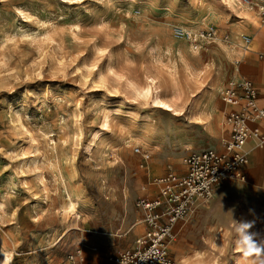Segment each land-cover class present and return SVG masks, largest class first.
Listing matches in <instances>:
<instances>
[{"label": "rangeland", "instance_id": "1", "mask_svg": "<svg viewBox=\"0 0 264 264\" xmlns=\"http://www.w3.org/2000/svg\"><path fill=\"white\" fill-rule=\"evenodd\" d=\"M261 4L0 0V253L10 251L11 264H64L87 233L106 234L116 247L108 226L130 181L140 189L147 173L158 179L189 154L217 149L230 83L221 87L217 65L230 68L233 51L218 35L258 24ZM211 28L216 40L194 41ZM149 77L162 82L165 97L175 90L183 115L135 95ZM65 189L79 201V219L61 215ZM202 207L186 220L196 221ZM234 227L191 241L182 264H231ZM175 236L174 229L171 252ZM117 238L123 247L125 233Z\"/></svg>", "mask_w": 264, "mask_h": 264}, {"label": "crops", "instance_id": "2", "mask_svg": "<svg viewBox=\"0 0 264 264\" xmlns=\"http://www.w3.org/2000/svg\"><path fill=\"white\" fill-rule=\"evenodd\" d=\"M242 25L244 26L242 32L229 35V37L225 34L218 35L222 43H227L229 38V44L233 46V51L229 52L231 66L227 69L219 62L217 65L218 78L221 87L229 82L250 81L257 92L256 104L259 108L264 109V23L258 21L257 24L248 20ZM224 36L227 38L226 41L222 40ZM245 38L249 39L247 46L244 42ZM233 58H235L234 62L232 61ZM236 61H239L238 65L235 64ZM224 105L223 117L230 111L238 109L234 106ZM223 125L225 131L217 149L210 148L218 153L223 152L222 141L229 136V129L225 123ZM253 128L264 131V123H257L253 125ZM243 154L247 158V164L242 168L244 181L228 180L222 182L214 190L213 202L211 205L204 204L196 221L191 223L186 220V217L177 223L179 227H174L176 233V239L173 243L175 252H171L169 248L168 252L175 264H182V258H191V241L199 240L200 236L208 238L216 236L218 232L226 235V226L231 224L234 226L240 218L246 220L244 224L250 225L248 233L254 237V241L257 244L264 242V146L259 147L255 140H249L243 147ZM174 169L173 174L182 176L186 172V165L185 163L184 165L178 163ZM147 174L146 182L141 185L140 189L134 188L130 181L127 201L120 205L116 221L110 222V226H108L111 227V230L116 229V247L111 246L114 240L106 234L90 235L87 233L81 239L83 244L75 249H81L84 257L83 264H113L109 258L135 248V241L146 232L143 212L136 208V201L141 198L148 200L159 198L158 187L153 184L156 178L150 176V172ZM191 232H193V236H191ZM118 233H125L126 242L123 247L119 244ZM230 235L232 241V232ZM90 245H95L98 248ZM261 247H264V244H261ZM258 259H264V254L260 258L248 257L246 264H252V261H257L258 264Z\"/></svg>", "mask_w": 264, "mask_h": 264}, {"label": "built area", "instance_id": "3", "mask_svg": "<svg viewBox=\"0 0 264 264\" xmlns=\"http://www.w3.org/2000/svg\"><path fill=\"white\" fill-rule=\"evenodd\" d=\"M259 23H264V4L258 6ZM200 39H217L213 28L199 34ZM223 41L227 38L224 36ZM245 45L249 39H245ZM239 61L235 64L238 65ZM257 92L248 80L230 82L222 92L224 104L237 107L224 117L229 136L222 141L223 152L206 149L190 154L184 161L186 172L182 176L168 173L155 179L159 198L138 199L136 208L143 212L146 232L135 241V248L118 253L109 258L113 264H175L170 257L168 246L173 239L175 225L185 219L194 203L212 199L214 190L228 180L244 181L242 168L247 164L243 147L249 140H255L259 147L264 146V131L253 125L264 123V109L256 104ZM81 249L67 254L64 264H83Z\"/></svg>", "mask_w": 264, "mask_h": 264}, {"label": "bare ground", "instance_id": "4", "mask_svg": "<svg viewBox=\"0 0 264 264\" xmlns=\"http://www.w3.org/2000/svg\"><path fill=\"white\" fill-rule=\"evenodd\" d=\"M245 39H247V38H245ZM217 89H218V87L216 86L214 91H216ZM133 91H134L136 96H138V97H140V98H142L144 100L150 99L153 107H155V108H164L166 111L172 112L173 116H181V115H183L182 114V107L178 104V101H177L178 98H177L175 90L172 89V91L170 92L169 96L165 97V95H164V87L162 85V82H160V81L156 82V79H154V78H150V77L146 78V86L141 88V89L133 87ZM221 101L223 102L222 98H221ZM208 108H209V104L204 106V108L199 112V115H203V114L207 113ZM195 109H196V106H194V105L191 106L190 113H194L193 111ZM107 123H108V121L105 118L103 120V123H102V126H101L102 129L107 127ZM97 137H98V133H95L93 135V138H97ZM212 145H214V147L216 146L215 144H212ZM64 192H65V195H66V200H65V206L63 207V209L61 211V215L64 218L68 214H74L76 219H79L78 210H79L80 206H79L78 199L74 196V194L70 193L67 189H65ZM204 204L205 203H202L201 200H197L194 203L193 207L191 208L189 214L193 210H195L196 208L204 206ZM245 221L246 220H243V219L240 218V219L237 220V223L244 224ZM235 225H236V223H235ZM174 229H173V239H174ZM76 230L77 231H81L78 228H76ZM173 239H172V241H173ZM237 239H238V237H237V235L235 233L234 247H233L235 255H234L233 262L231 264H242V262L240 260V257L242 255H241V250L237 246V243H236ZM172 241L170 242V245H171ZM170 245L168 247L169 250H170ZM3 253H8L13 258V254L10 251L2 250L1 253H0V261H2L4 259Z\"/></svg>", "mask_w": 264, "mask_h": 264}, {"label": "clouds", "instance_id": "5", "mask_svg": "<svg viewBox=\"0 0 264 264\" xmlns=\"http://www.w3.org/2000/svg\"><path fill=\"white\" fill-rule=\"evenodd\" d=\"M249 227L250 225L248 224H239L236 222L234 232L238 237L236 241L237 246L240 248L244 258L252 256L260 258L264 254V247H261V244H264V242L257 244L254 241V237L247 234ZM3 256L4 259L0 261V264H11L12 257L10 254L3 253ZM252 264H257V261H252ZM258 264H264V259H258Z\"/></svg>", "mask_w": 264, "mask_h": 264}]
</instances>
